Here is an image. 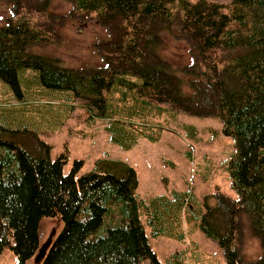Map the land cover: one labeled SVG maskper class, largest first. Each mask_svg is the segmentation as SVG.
<instances>
[{
  "label": "trees",
  "instance_id": "16d2710c",
  "mask_svg": "<svg viewBox=\"0 0 264 264\" xmlns=\"http://www.w3.org/2000/svg\"><path fill=\"white\" fill-rule=\"evenodd\" d=\"M52 1L0 0L10 12L0 24V79L20 97L18 71L35 69L41 86L70 90L103 114L107 95L128 74L141 79L134 85L146 102L218 117L233 138L228 173L238 199L205 195L200 226L227 264H264V0H62L71 9L60 14ZM91 19L106 35L96 44L102 65L65 67L31 51L63 40L67 24ZM164 34L186 42V78L159 54ZM66 161V151L52 159L34 130L0 121V249L9 247L17 264H26L41 245L42 219L58 218L63 227L42 264H161L140 214L152 235L167 233L159 223L176 204L163 195L139 197L136 171L122 161L102 160L78 177L82 160L64 174ZM245 219L261 246L256 259L237 244Z\"/></svg>",
  "mask_w": 264,
  "mask_h": 264
},
{
  "label": "rangeland",
  "instance_id": "374dc122",
  "mask_svg": "<svg viewBox=\"0 0 264 264\" xmlns=\"http://www.w3.org/2000/svg\"><path fill=\"white\" fill-rule=\"evenodd\" d=\"M50 9L66 13L71 5L53 0ZM9 16V7L1 3L0 24ZM31 16L43 19L34 13ZM63 34L61 41L37 43L30 49L58 58L65 67L102 65L96 44L106 35L94 19L69 23ZM163 39L159 54L186 78L182 70L192 63L186 42L165 34ZM18 76L20 97L0 79V121L5 126L23 125L37 132L51 146L52 159L66 151L64 174L71 171L75 160H82L77 177L102 167V160H119L136 171L139 197L148 202L163 195L174 202L175 208L165 211L159 223L167 233L152 235L147 215L143 211L140 214L149 245L161 264H227L220 245L200 226L205 195L219 191L238 199L228 173L233 138L223 133L218 117L191 115L168 103L146 102L134 85L141 79L128 74L122 75L123 81L107 95L110 105L103 114L86 100L75 98L70 90L41 86L35 69H20ZM62 227L58 218L42 219L41 244L53 231L54 241ZM237 244L249 259L260 255V243L251 235L247 219ZM42 261L33 257L26 264ZM0 264H17L9 247L0 249Z\"/></svg>",
  "mask_w": 264,
  "mask_h": 264
},
{
  "label": "water",
  "instance_id": "95a60500",
  "mask_svg": "<svg viewBox=\"0 0 264 264\" xmlns=\"http://www.w3.org/2000/svg\"><path fill=\"white\" fill-rule=\"evenodd\" d=\"M55 232L53 231L49 237L47 238L46 241H44L40 247H39V250L37 252V254L35 255L36 259L37 260H41L42 258L45 257L49 247L52 245V242H53V236H54Z\"/></svg>",
  "mask_w": 264,
  "mask_h": 264
}]
</instances>
